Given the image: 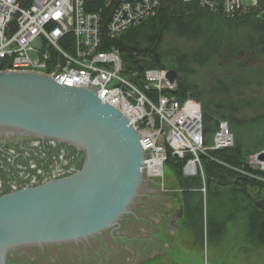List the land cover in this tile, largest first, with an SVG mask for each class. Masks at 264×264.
Here are the masks:
<instances>
[{"label":"built area","instance_id":"2783aa9c","mask_svg":"<svg viewBox=\"0 0 264 264\" xmlns=\"http://www.w3.org/2000/svg\"><path fill=\"white\" fill-rule=\"evenodd\" d=\"M183 1L196 2L202 10L227 17L264 6V0ZM162 3L0 0V73L49 72L46 74L57 84L92 91L101 103L115 108L138 136L143 183L151 188L150 193L164 191L163 178L159 177L164 176L168 150L184 160L182 174L192 178L202 175L200 155L233 146L227 124L220 122L212 146L206 147L199 106L191 98L179 100L171 93L175 85L165 79V71L143 70L138 85H133L122 73L118 51L111 46L106 52L98 50L101 32L115 39L153 18ZM72 36L77 38L74 44ZM35 42L38 45L33 47ZM249 165L264 171V163H258L256 156Z\"/></svg>","mask_w":264,"mask_h":264},{"label":"water","instance_id":"95a60500","mask_svg":"<svg viewBox=\"0 0 264 264\" xmlns=\"http://www.w3.org/2000/svg\"><path fill=\"white\" fill-rule=\"evenodd\" d=\"M166 79L175 83L177 72ZM0 136L46 139L84 154L80 172L0 197V264L14 250L86 241L129 215L143 183V153L126 119L92 91L2 72ZM256 159L264 162V153Z\"/></svg>","mask_w":264,"mask_h":264},{"label":"rangeland","instance_id":"374dc122","mask_svg":"<svg viewBox=\"0 0 264 264\" xmlns=\"http://www.w3.org/2000/svg\"><path fill=\"white\" fill-rule=\"evenodd\" d=\"M164 1L166 0H163V2ZM180 1L186 4L183 0ZM195 4L198 6L196 2ZM159 11L154 17L158 15ZM247 12L248 11L241 12L233 17L208 13L230 20L240 17ZM262 13H264V11L258 15L255 21L252 20V24L246 23L229 28L222 25V21L218 18H214L210 27L207 28V26H205V28H203L202 34H208V37L212 38L208 41L205 52H208V50L211 52L212 43L215 40L220 41L219 43H221V45L215 57L210 55L209 60L203 61L199 59L197 62L190 61L187 63L191 73L186 74L184 77L182 76V78L186 80L188 86H190V90L196 92L200 90L205 93L204 95L207 98V94L212 91L213 85H216L218 81L220 82L219 84L223 85L227 83L230 84L232 81L240 80L244 82L245 78H247V80L252 78L264 82V57H256L251 61L254 63L253 66L255 67L250 73H247L248 71H239V68H237L239 62L247 65V61H250L249 59L246 61L244 57L237 60L230 58V53L234 55L233 49L238 51L240 46H242L241 42L245 35L251 32L254 27V22L264 20V14ZM208 37L206 36V38ZM161 40L162 43L158 51L164 55V57L160 58V64L165 66L166 69L157 70L163 72L165 70L175 71L176 61L171 55H183V53L187 52L193 53L199 47L197 41L187 42L186 40H177L173 39L169 34L163 35ZM37 45L38 43L35 42L33 47ZM31 58L34 59L33 55H31ZM232 58H236V56ZM143 70L144 68L142 67L141 72L137 69L136 72L126 75L127 80L132 82L131 84L133 85H138L137 81L142 76ZM24 73L33 72L25 71ZM132 74L136 75L133 76ZM178 77L179 75L177 74V81ZM177 81L175 82L176 84ZM253 82L255 81L253 80ZM260 92L261 94L264 93V88L263 90L261 89ZM198 105L201 107L200 103ZM247 116L254 115L252 112H248ZM227 127H229L228 124ZM229 130L233 136L234 142L236 141V143L241 146L243 153L249 155L247 160L251 161L252 158L259 153H264V119L241 127H229ZM207 137L209 145H211L212 134H209ZM0 139V145L4 143L1 148L3 151L0 161V195L12 193L22 188L32 187L33 184H42L49 178L59 179L60 176L57 175L61 173H71L75 164L82 165L84 162V154L67 144H60L55 141L42 140L34 137L22 138L18 136ZM8 143H11L9 148H5ZM39 143H41V145L44 143L42 146L44 147L47 145L48 148L42 150L43 147H40ZM206 147L209 148L208 145H206ZM61 149L64 150L60 152ZM208 151L209 150H207V152ZM34 152L38 153V156L34 154ZM207 152L200 156H205ZM163 172L166 179L163 180V187L168 188L173 183L172 175L165 165ZM196 177L198 176L189 179H195ZM201 179L202 178H199L200 183L198 182L196 184V189L193 190L194 192H191L193 193L192 196H186L188 190L181 192L178 189L177 191L179 197H177L176 205L180 206L182 203L181 206L185 209V216L187 215L177 225L178 234L176 238H178V240H175L177 246L178 244L180 245V243H178L179 240L181 242L183 240L189 241L191 251L193 250L191 258L195 260L196 264H264V245H260L257 242L254 243L248 238V220L252 213L251 206L253 204L251 203V205L249 202L242 199L241 195L232 191L230 192L228 189L218 190L215 189L213 184L210 185L208 189L205 182L206 179L203 178L202 181ZM204 184L205 189H207V194H205V196L198 192V190L204 189ZM233 194L235 195L231 196ZM261 196V200H257L254 196L252 201L263 202L264 192ZM231 198H233V200H231ZM170 199L171 196H162L161 192L158 191L147 193L145 199L147 205L140 210L139 215L143 216L146 214L145 217L147 219L154 218L157 209L159 210L160 207L165 208V206L169 204ZM189 205L195 206L191 209L192 207L187 208ZM196 206L199 207L200 212H198V208H195ZM254 207L259 208V205L255 204ZM125 219L122 228L112 232L114 234L113 237H116L113 241L110 231L102 236V239L99 240L100 242L96 240L89 241L85 246L79 245V248H74L73 245H71L72 247L63 248L62 252L49 248L46 250L43 249V252L46 251L48 256H46L45 260L41 259L37 264H96L98 261L102 260V258H105L104 260L106 261H104V263L106 262V264H109L112 260L115 264H121L122 262H125V264H149L154 258L152 257V251L146 253L145 262L138 260L136 256L133 255V253L137 252L138 247H142V245L136 241V239L141 238L143 233L140 229L146 231L148 229L146 227L142 228L143 226L141 227L137 224L135 225L133 223L134 216ZM187 219H190L189 223L191 224L186 228L184 220ZM108 233L110 237H108ZM122 235H124V238ZM126 236H128L127 241L125 240ZM126 244L132 248L131 251L127 249L129 246ZM36 251L39 256L41 255L40 253H42V251L37 249L31 256L34 255V257H36ZM189 255L190 254L186 252L185 256H183L184 259L189 261Z\"/></svg>","mask_w":264,"mask_h":264},{"label":"trees","instance_id":"16d2710c","mask_svg":"<svg viewBox=\"0 0 264 264\" xmlns=\"http://www.w3.org/2000/svg\"><path fill=\"white\" fill-rule=\"evenodd\" d=\"M262 11H264L263 5L240 17L229 20L228 18L213 16L199 8L195 3L184 4L180 0H166L156 17L141 22L138 26L115 39H109L107 35H103V40L107 43V47L111 46L119 52L123 73L127 75L137 71L138 62L144 70L166 69L160 64V58L164 55L158 51L162 43L161 39L165 34H169L177 40L197 41L199 47L193 53L187 52L183 55L171 56L175 58V71L179 75L175 94L181 100L192 97L197 104L200 103L206 136L213 134L220 122H226L229 127H241L264 119V93L261 94L260 92L264 88V82L245 78L244 82L239 80L223 85L219 84L218 81L216 85H213L212 91L207 94L206 98L204 92L190 90V86L182 78V76L191 73L187 63L190 61L197 62L199 59L209 60L210 55L216 56L221 45L220 41H213L212 53L209 50L205 52V47L212 38L208 37V34H202L203 28L205 26L210 27L214 18H218L222 21V25L231 28L246 23L252 24ZM253 28L243 38L242 46L238 47V51L233 49L234 55L230 53L231 59L237 60L244 57L246 61L250 60L247 61V65L239 62L237 67L239 71H248L247 73H250L255 67L253 66L254 63L251 62L252 60L256 57H264V20L254 22ZM234 56L236 58H232ZM248 112H252L254 116H247ZM208 144L205 140V145ZM248 156V154L243 153L241 146L235 141L233 147L210 150L205 156H200L199 159L203 166L208 189L213 184L215 189H228V191L241 195L242 199L253 204H251L252 213L248 220V238L254 243L264 245V204L252 201L254 196L257 200L262 199L264 171L252 169L247 160ZM183 164L184 160L172 156L170 152L168 153L165 166L172 175L173 183L170 186L179 189L181 192L188 190L186 196L190 197L193 194L191 192H194L196 184L200 181L197 177L189 179L183 176ZM255 203L259 205V208L254 207ZM195 205H189L187 208L192 207L191 209H193ZM195 208H198V212H200L198 206Z\"/></svg>","mask_w":264,"mask_h":264},{"label":"flooded vegetation","instance_id":"af4514ba","mask_svg":"<svg viewBox=\"0 0 264 264\" xmlns=\"http://www.w3.org/2000/svg\"><path fill=\"white\" fill-rule=\"evenodd\" d=\"M0 151H2V150H0ZM144 193H146V192H144ZM144 193H143L144 196H142V198L140 199L141 200L140 202H143V205L145 206V205H147V202L145 200L146 195ZM178 194H179L178 192L170 193L169 196H171V199L169 200V204H167L165 206V208H163V207L159 208L158 207L159 210L157 209L154 218H151V219L148 218L149 219L148 220L145 217L146 214L143 216L139 215V214H132L131 212L135 211V205H136V203H135L132 206L133 208L130 209L131 211H130L129 215H126L122 219V224H123L124 221L126 220L125 218L130 217V216H134V219H135L136 216L138 215V219H137L138 225H140L141 227L143 226L142 228L146 227L148 229L147 231L144 229H140L141 231H143L144 234L142 233L141 238L136 239V241H138L142 245V247L141 246L138 247L136 253H133V255L136 256V258L138 260H142V262H145L146 253L148 251H152V257H154L153 260L155 261V264H166V263H168V264H187L188 260H187V262H180L176 257L180 251L179 244L177 246V244L175 242V240H178V238H176L177 234H178L177 233V227H178L177 225L179 224V222H181V220H183L187 216V215L185 216L184 207L181 206L182 203L180 206L176 205L177 204V197H179ZM181 196H180V198H181ZM181 201H182V199H181ZM136 202H137V200H136ZM255 204L258 205L257 203H255ZM260 204H264V202H260ZM184 221H185L184 225L186 228H187V226H190V224H191V223H189L190 219H187ZM121 226L122 225H120V227H118V230H120L122 228ZM106 232H110V231H104L100 235L89 238L86 241H80L76 244H74V243L65 244V245H61L58 247L60 249H63V248H66V247L73 245L74 248H79V245L85 246L89 243V241L101 240L102 236ZM124 235H122L123 238H124ZM115 238L116 237H112L111 238L112 241ZM151 241H153V242H151ZM47 248L52 249L53 246H45L42 248L33 247L32 249H35V250L40 249V251H42V253H43V249L46 250ZM29 249L30 248H26V251L29 252L30 251ZM42 253H40V254L42 255ZM104 259L105 258H102L100 264H106V262L104 263V261H106ZM109 264H115V262H113V260H112ZM121 264H125V262H122Z\"/></svg>","mask_w":264,"mask_h":264},{"label":"bare ground","instance_id":"6f19581e","mask_svg":"<svg viewBox=\"0 0 264 264\" xmlns=\"http://www.w3.org/2000/svg\"><path fill=\"white\" fill-rule=\"evenodd\" d=\"M103 35H106V33H104V32H101L100 33V45H99V47H98V50L99 51H101V52H106L107 51V43H105L104 42V40H103ZM108 37V36H107ZM71 38V43L72 44H74V41H77V38L76 37H74V36H72V37H70ZM109 38V37H108ZM110 39V38H109ZM67 52V51H66ZM68 53V52H67ZM118 54H119V52H118ZM32 55V52H29V57ZM51 56V55H50ZM119 57H120V54H119ZM121 60V59H120ZM122 64V63H121ZM137 67H139L140 66V63L138 62L137 63ZM138 69V68H137ZM165 72H166V74H167V70H165ZM45 74H41V76H44V77H46V78H48V79H51L53 82H55V83H57L55 80H53V78H51L50 76H49V74H46V73H49V72H44ZM122 73H123V68H122ZM40 75V74H39ZM168 81V80H167ZM174 85H175V90L174 91H171V93L173 94V95H175L179 100H181L176 94H175V92H176V90H177V85H176V83H173ZM172 84V85H173ZM59 85V84H58ZM62 86V85H61ZM71 88V87H70ZM186 99H188V98H185V99H182V100H186ZM192 99V98H191ZM194 100V99H193ZM195 101V100H194ZM103 104V103H102ZM198 105V104H197ZM199 106V105H198ZM113 108V107H112ZM199 108H200V106H199ZM114 110H116L115 108H113ZM200 110H201V108H200ZM116 112H118L117 110H116ZM119 113V112H118ZM201 113H202V110H201ZM120 114V113H119ZM69 115H71V114H69ZM121 115V114H120ZM122 116V115H121ZM202 118H203V114H202ZM202 126H203V123H202ZM133 129V128H132ZM228 130H229V127H228ZM203 131H204V127H203ZM135 132V131H134ZM136 133V132H135ZM229 133H230V130H229ZM137 135V134H136ZM230 135H232L231 133H230ZM208 135H206L205 136V132H204V137H205V140H207V142L209 143V141H208V137H207ZM11 138L10 136H0V138ZM137 138H138V136H137ZM232 138H233V136H232ZM212 139H213V134H212ZM1 140V139H0ZM42 140H46V139H42ZM48 141H50V140H48ZM233 142H234V140H233ZM0 143H1V141H0ZM57 143H59V142H57ZM10 144L11 143H8L7 144V146L5 147V148H9V146H10ZM60 144H63V143H60ZM234 144V143H233ZM3 145H4V143H2L1 145H0V150H1V148L3 147ZM20 145V144H19ZM18 145V146H19ZM42 145H44V143L42 144ZM41 145V143H39V146L40 147H43ZM209 145V144H208ZM209 146H212V143H211V145H209ZM45 148H48V146L47 145H45L43 148H42V150L43 149H45ZM224 149H226V148H224ZM64 149H61L60 150V152L61 151H63ZM3 151V150H2ZM2 151H0V161H1V153H2ZM9 152H11V153H13L12 151H9ZM41 152V151H40ZM81 152V151H80ZM170 152V150H168V153ZM34 154H36L37 156H38V153H35L34 152ZM170 154L172 155V152H170ZM255 155V154H254ZM253 155V156H254ZM172 156H174V155H172ZM174 157H176V156H174ZM14 158V157H13ZM176 158H178V157H176ZM179 159V158H178ZM257 160V159H256ZM250 161L248 160V163H249ZM83 165H84V162L82 163V165H78V164H75V166H73V168H72V172L71 173H68V174H61L60 175V177H59V179H62V178H66V177H69V176H71V175H73V174H75V173H78V172H80L81 170H82V167H83ZM1 168V167H0ZM252 169H254V170H259L257 167H251ZM140 171H141V169H140ZM163 171H164V168H163ZM142 173V172H141ZM65 175H67V176H65ZM159 178H163V180H166L165 179V177L164 176H160ZM197 178H204V179H206V177H205V173H204V170H203V166H202V175L201 174H198V177ZM202 179H201V181H202ZM54 180H58V179H51V178H49L47 181H45L44 183H47V182H51V181H54ZM205 182H206V180H205ZM1 183V182H0ZM44 183H42V184H44ZM145 183V182H144ZM144 183H142V186H141V189L139 190V192L137 193L138 194V196H137V198H136V200L137 201H139V202H136V200H135V202H134V204L136 203V205H135V211H132L131 213L132 214H139V212H140V210H142L145 206L143 205V202H140L141 200V198H142V196H144L143 195V193L144 192H149L150 191V187L148 186V185H145ZM38 185H41V184H38ZM38 185H35V184H33L32 185V187H35V186H38ZM31 187V186H30ZM171 187V186H170ZM165 187L164 188V191L163 192H161V195L162 196H169V194L170 193H176L178 190H177V188H174V187ZM26 188H29V187H26ZM23 189V188H22ZM204 189H205V184H204ZM19 190H21V189H19ZM15 191H18V190H15ZM14 192V191H13ZM198 192L200 193V194H203V196H205V194H207V189H205L204 191H203V188L202 189H200V191L198 190ZM7 194H9V193H7ZM145 194V193H144ZM168 194V195H167ZM4 195H6V194H4ZM3 195H0V197H2ZM202 202V201H201ZM133 204V205H134ZM133 207H131V209H132ZM131 211V210H130ZM123 219V218H122ZM138 215L136 216V218L134 219V224L136 225H138ZM120 225H122V220L119 222V226H117V227H114V228H112V229H109V230H107V231H111V233L110 234H112V237H113V231H117L118 230V227H120ZM122 227V226H121ZM109 234V233H108ZM110 234H109V236L108 237H110ZM118 237H121L120 235H117ZM111 237V238H112ZM127 238H128V236H126V238H125V240L127 241ZM121 239V238H120ZM178 243H180V245H179V248H180V251H179V253H178V255L180 256V257H182V256H185V253L186 252H188L190 255H189V257H191V253H192V251H191V247H190V244H189V241H186V240H183L182 242L179 240L178 241ZM127 245V244H126ZM127 246H129V245H127ZM33 247H30V251H29V253H28V251H26V248H22V249H18V250H14V251H11V252H9L8 254H7V256H6V263L5 264H37L39 261H41V259L42 260H45V258H46V256H48L47 255V253H46V251H44L43 253H42V255L41 256H39L38 255V253H37V251H36V257H34V255H32L31 256V254L33 253L34 254V251H35V249H32ZM127 249H129L130 251L132 250V248L129 246V247H127ZM52 250H55V251H58V252H62V249H60L58 246H53V248H52ZM38 260V261H37ZM15 261V262H14ZM37 261V262H36ZM100 262H101V260L100 261H98L97 262V264H100Z\"/></svg>","mask_w":264,"mask_h":264},{"label":"crops","instance_id":"0c3cea01","mask_svg":"<svg viewBox=\"0 0 264 264\" xmlns=\"http://www.w3.org/2000/svg\"><path fill=\"white\" fill-rule=\"evenodd\" d=\"M179 255L177 254V259L180 261V262H187V260H185L184 258H183V256L182 257H178ZM149 264H155V261L154 260H151L150 261V263ZM166 264H168V263H166ZM187 264H196L195 263V260L193 259V258H189V261L187 262Z\"/></svg>","mask_w":264,"mask_h":264}]
</instances>
